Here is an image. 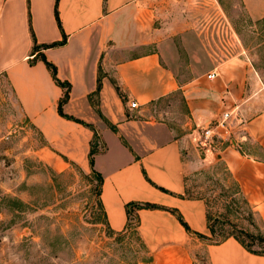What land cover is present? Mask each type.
<instances>
[{
	"label": "crops",
	"instance_id": "crops-1",
	"mask_svg": "<svg viewBox=\"0 0 264 264\" xmlns=\"http://www.w3.org/2000/svg\"><path fill=\"white\" fill-rule=\"evenodd\" d=\"M146 1L0 0V76L11 86L25 121L45 139L44 156L52 164L91 169V149L97 145L94 168L103 175L101 202L107 225L122 232L134 216L137 234L154 264H195L198 245L204 244L209 264H264V253L250 251L235 236L217 243L200 237L212 236L209 206L205 198L187 196V175L196 168L195 134L225 108L246 112L255 104L248 89V64L228 59L180 82L165 44L151 29L159 22L142 20ZM242 3L253 18L264 17V0ZM52 43L61 44L41 52L56 67L57 78L70 85L62 110L75 119L60 113L67 90L34 54L35 44ZM137 45L153 49L125 58V49ZM213 71L218 75L209 78ZM177 90L186 97L191 130L146 136L139 147L128 146L123 137L133 120L121 122L124 108L132 101L147 105ZM260 107L262 111L243 125L245 140L205 151L226 164L264 220V155L242 148L250 142L264 150V105ZM132 203L162 208L131 205L129 214Z\"/></svg>",
	"mask_w": 264,
	"mask_h": 264
},
{
	"label": "rangeland",
	"instance_id": "rangeland-1",
	"mask_svg": "<svg viewBox=\"0 0 264 264\" xmlns=\"http://www.w3.org/2000/svg\"><path fill=\"white\" fill-rule=\"evenodd\" d=\"M145 5L142 20L159 22L151 29L165 44L180 82L225 60H244L255 104L236 112L245 123L262 111L264 17L253 18L242 0H147ZM41 49L34 54L40 56ZM151 49L153 45L133 46L125 49L124 57ZM190 117L182 90L137 109L129 104L120 121L133 120L132 128H125L128 137L123 139L133 148L146 142V136L182 135L191 130ZM45 143L25 121L11 86L0 76V264H154L137 234L134 216L124 231L109 229L93 168L71 163L61 169L45 159ZM242 148L264 155L258 143L245 142ZM192 149L196 168L187 175V196L203 197L208 203L216 231L208 241L237 232L253 249L264 250V240L258 238L264 235V220L237 194L226 164L210 152L218 148ZM198 246L195 264H209L205 244Z\"/></svg>",
	"mask_w": 264,
	"mask_h": 264
},
{
	"label": "built area",
	"instance_id": "built-area-1",
	"mask_svg": "<svg viewBox=\"0 0 264 264\" xmlns=\"http://www.w3.org/2000/svg\"><path fill=\"white\" fill-rule=\"evenodd\" d=\"M218 75L213 71L208 74L209 78ZM132 109L140 107L138 102H130ZM237 107L225 108L216 118L207 122L199 131L195 142V147L199 150L220 149L223 145L231 144L233 140L240 138L245 140L247 137L243 133L245 130L244 121L236 112Z\"/></svg>",
	"mask_w": 264,
	"mask_h": 264
},
{
	"label": "trees",
	"instance_id": "trees-1",
	"mask_svg": "<svg viewBox=\"0 0 264 264\" xmlns=\"http://www.w3.org/2000/svg\"><path fill=\"white\" fill-rule=\"evenodd\" d=\"M56 14H57V18L59 20V15H58V9H56ZM60 22V20H59ZM63 43V42H61ZM61 43H52V44H44V45H37L35 44V47L34 49H37L38 47H50V46H55V45H58V44H61ZM39 57H41L42 60L45 61V63L47 64V66L51 69L53 75H54V78L56 79V81L62 86V87H65L66 88V94H65V98L61 101V105H60V113L67 117V118H70V119H75L67 114H65L62 110V103L68 98L69 94H68V91H69V88H70V85L67 83V82H62L61 80H59L56 76V67L47 60V58L41 54ZM98 137V134L95 133V139ZM96 144L93 143L92 145V149H91V156H90V163H91V167L93 168V171H94V174L97 176L98 180H99V183H100V189H99V192H98V196L100 198V204L102 206V202H101V193H102V184H103V175L95 170L94 168V165H95V160H94V154L97 152V148H96ZM225 171H226V174L227 176L231 177L233 180H234V183L235 185L237 186V194H240L243 196L245 202L247 204H249L246 196L244 195L241 187H240V184L238 183V181L234 178L233 174L230 172V170L227 168V166H225ZM200 198H203V197H200ZM135 206V208H142V207H152V208H162L161 206L157 205V204H152V203H132V204H129L128 206V212L129 214L131 213V210H130V206ZM105 213V212H104ZM179 218L181 220V222L187 227V229H190L189 226L186 224V222L183 220L182 216L179 215ZM136 219V218H135ZM137 221V220H136ZM131 222V221H130ZM129 222V225L127 226V228L130 226V223ZM136 227V225H135ZM209 227L212 231V236L216 234V231H215V226H214V223H213V219L211 218V216L209 215ZM239 233L243 234V235H248V232L247 231H244L242 229L238 230ZM200 237L204 238V239H210L211 240V237H208L206 235H203V234H199ZM228 236H235L237 239H239V241H241V243H243L250 251L252 252H255V253H264V250H255L252 248L251 245L247 244L245 242V240L237 233V232H231V233H228L227 235H224L223 237H219L218 239H215L214 241H210V242H213V243H217V242H220L222 240H224L225 238H227ZM260 240H264V235H260V237H258Z\"/></svg>",
	"mask_w": 264,
	"mask_h": 264
}]
</instances>
